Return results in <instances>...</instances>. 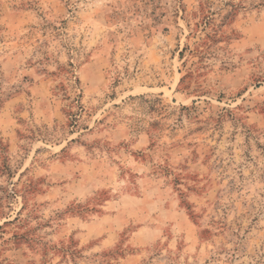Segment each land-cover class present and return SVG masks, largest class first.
Listing matches in <instances>:
<instances>
[{"label":"rangeland","instance_id":"1","mask_svg":"<svg viewBox=\"0 0 264 264\" xmlns=\"http://www.w3.org/2000/svg\"><path fill=\"white\" fill-rule=\"evenodd\" d=\"M0 264H264V0H0Z\"/></svg>","mask_w":264,"mask_h":264}]
</instances>
